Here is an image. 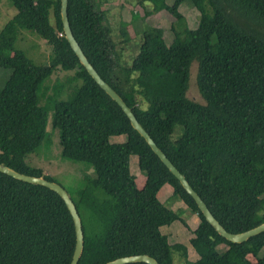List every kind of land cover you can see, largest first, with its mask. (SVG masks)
<instances>
[{
    "label": "trees",
    "instance_id": "16d2710c",
    "mask_svg": "<svg viewBox=\"0 0 264 264\" xmlns=\"http://www.w3.org/2000/svg\"><path fill=\"white\" fill-rule=\"evenodd\" d=\"M11 1L17 12L0 29V68L9 71L0 87V163L58 183L26 162L43 143L51 112L58 157L83 164L81 176L62 185L81 224L76 264L140 253L161 264H174L173 253L182 264H264V252L258 254L264 231L242 242L221 236L79 63L64 39L60 0ZM104 1L68 0V25L84 56L228 232L263 222L264 0H149L144 15L168 12L172 39L166 44L160 27L143 25L129 61L117 50ZM182 4L197 10L194 28L179 11ZM21 31L51 47L48 64H35L16 47ZM194 61L204 102L187 96ZM58 69L68 73L46 82ZM120 134L124 141L110 142ZM131 155L145 173L140 188L129 171ZM164 184L171 194L161 203ZM175 202L185 209L171 210ZM186 213L199 220L189 238L194 260L185 243L168 242L160 229L175 220L187 226ZM73 246L72 220L61 198L42 184L0 172V264H68Z\"/></svg>",
    "mask_w": 264,
    "mask_h": 264
},
{
    "label": "rangeland",
    "instance_id": "374dc122",
    "mask_svg": "<svg viewBox=\"0 0 264 264\" xmlns=\"http://www.w3.org/2000/svg\"><path fill=\"white\" fill-rule=\"evenodd\" d=\"M166 4H171L173 0H164ZM101 8L107 11L108 23L113 31L114 41L117 43V50L123 60L129 61L130 58L136 53L137 47L140 41V33L143 25L151 27H160L163 30V38L166 44L172 39V34L169 30V25L172 22V17L165 10H161L157 13L144 15L146 10L150 9L149 0H105L101 4ZM179 11L185 15L187 24L190 28L196 26L197 10L185 6L182 4L179 7ZM17 12L15 6L11 0H0V29L4 24ZM126 24L125 31L127 33V40L121 36V26ZM16 47L23 50L28 58H30L35 64L46 65L49 63V57L51 55V47L46 41L35 34L28 31H21L16 41ZM196 69L197 63L194 61L190 65V77L187 89V96L200 102H204L201 97L197 85H196ZM8 70L0 68V87L7 77ZM66 71L61 69L55 70L47 79L46 82H52L55 77H62ZM51 112L48 114L45 139L41 146L34 153L29 154L26 157V162L35 167H39L43 170V173L50 175L55 181L64 186L70 185L71 177L79 178L82 174L83 164L81 162H71L68 160H62L58 157L59 145L57 131L51 129ZM124 135H112L109 137L110 142L119 143L124 141ZM128 167L130 173L134 176L137 185L145 179V173L138 170L136 163V156H129ZM90 170H87L89 173ZM170 186V185H169ZM169 196L164 195L163 187L159 190L157 198L160 202L165 203V200ZM176 204L182 205L181 202ZM169 202L165 204L168 206ZM182 208V207H180ZM185 208V206H184ZM184 216V215H182ZM199 222V220H198ZM191 227L195 226V223L190 222ZM161 231L165 234L168 231L175 233V238L184 241L187 240L189 235L187 231L182 228L179 221H173L168 226H162ZM190 250L194 251V248L190 245ZM225 244L218 245L219 250H223ZM264 252V249L259 250V255ZM173 253L174 264H182ZM196 256V255H195ZM188 257L189 259H194ZM247 258L250 261H254L255 258L251 254H247Z\"/></svg>",
    "mask_w": 264,
    "mask_h": 264
},
{
    "label": "water",
    "instance_id": "95a60500",
    "mask_svg": "<svg viewBox=\"0 0 264 264\" xmlns=\"http://www.w3.org/2000/svg\"><path fill=\"white\" fill-rule=\"evenodd\" d=\"M67 5H68V0H60V20L62 24L63 33H64V39L66 43L68 44L69 48L71 49V51L73 52V54L75 55L79 63L84 67L86 72L95 81V83L98 84L113 100L116 101V103L118 104V107L120 108L122 113L127 118L130 127L133 130H135L136 133L146 143V145L149 148H151L153 153L159 158V160L166 166V168L169 170L172 176L178 181L182 189L185 190L186 194L189 195L193 199L198 210L203 215L205 221L208 224H210L212 227H214L215 230L221 236H223L224 238H226V240L231 241V242H242L246 240L248 237L257 235L261 233L262 231H264V221H263L241 232H237V233L228 232L219 223V221L214 218V216L211 214L206 204L202 201V199L198 196V194L195 192V190L191 187L189 182L186 180L185 176L182 175L175 168V166L169 160L166 154L157 146L154 140H152L149 134L142 128V126L136 120L133 112L124 102V100L119 95V93L104 78L101 77L98 71L94 69L91 63L84 56V54L82 53L81 49L79 48V46L77 45L76 41L74 40L71 34L68 21H67ZM0 172H3L9 176H12L20 180H24V181L31 182V183L42 184L50 188L51 190H53V192L56 193L61 198V200L63 201L71 217L72 224H73V230H74V246H73V251H72L68 264H76L81 254V251H82L83 238H82L80 219L78 217L74 204L71 201L67 193V190L61 184H58L54 181H48L43 176H33V175L24 174L2 163H0ZM136 261H143L149 264H161L154 256L148 253H140L136 255L122 256V257L115 258L113 260H109L105 262L104 264H125V263L136 262Z\"/></svg>",
    "mask_w": 264,
    "mask_h": 264
},
{
    "label": "crops",
    "instance_id": "0c3cea01",
    "mask_svg": "<svg viewBox=\"0 0 264 264\" xmlns=\"http://www.w3.org/2000/svg\"><path fill=\"white\" fill-rule=\"evenodd\" d=\"M145 180V179H144ZM144 182V181H143ZM143 182H141L140 183V185H137V183H136V185H137V187L138 188H140L142 185H143ZM163 189H164V195H167V196H169L170 194H171V187L169 186V184H164L163 186ZM162 203V202H161ZM182 205H184V204H182ZM180 207H182V208H180ZM170 209L171 210H177V209H181V210H184L185 208H184V206H180V204H176V202L175 203H173L171 206H170ZM184 219L186 220V223H187V226H184V225H181V223H179L181 226H182V228H184L186 231H187V233L189 234L188 236H187V240H184V241H182V240H180L182 243H185L186 244V246H187V253H188V257H190V258H193V256H195V258L194 259H196L197 257H198V254H197V252H193L192 250H190V243H189V238L191 237V236H193V230L197 227V225L199 224V222H198V217L196 216V215H190V214H184ZM176 221V220H175ZM190 222H192V223H195V226L192 228L191 227V225H190ZM166 235V237H167V241L168 242H174V241H179L178 239H176L175 238V233H172L171 231H168V233L167 234H165ZM195 251V250H194ZM194 259H191V260H194Z\"/></svg>",
    "mask_w": 264,
    "mask_h": 264
}]
</instances>
